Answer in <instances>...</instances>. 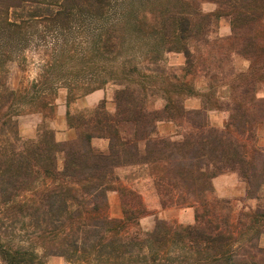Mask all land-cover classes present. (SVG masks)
<instances>
[{"label":"trees","instance_id":"obj_1","mask_svg":"<svg viewBox=\"0 0 264 264\" xmlns=\"http://www.w3.org/2000/svg\"><path fill=\"white\" fill-rule=\"evenodd\" d=\"M202 1L0 0L3 264H47L45 256L78 264H264V148L256 133L264 122V98L257 96L264 0H207L217 5L210 13ZM221 18L231 25L225 36L214 27ZM211 39L214 47L203 55L199 44ZM169 53H182L185 65L167 71ZM34 57L38 77L12 88L9 65L25 71ZM211 57L249 66L219 79ZM90 66L97 72L87 78ZM111 82L120 86L114 112L106 99L87 112H68L74 139L58 141L44 123L35 137L21 135L19 119L51 117L61 89L73 99L78 88L88 94ZM193 97L202 108H187ZM212 111L229 113L223 127L211 123ZM163 122L178 127L175 136L159 135ZM95 138L108 140V148H95ZM127 165L146 170L163 208L194 207L195 223L158 219L152 230L142 229L144 199L116 174ZM229 172L248 185L241 208L214 194L212 179ZM112 191L121 217L110 214Z\"/></svg>","mask_w":264,"mask_h":264},{"label":"rangeland","instance_id":"obj_2","mask_svg":"<svg viewBox=\"0 0 264 264\" xmlns=\"http://www.w3.org/2000/svg\"><path fill=\"white\" fill-rule=\"evenodd\" d=\"M216 9H217V5L214 2L207 1V0H203L201 2V10L203 13L214 12ZM214 27L217 30L216 35L218 34L221 36H225L231 33V32L227 33L226 31L227 28L231 29V25H230L228 18H221L219 22L214 24ZM211 40H212L210 43L211 45L199 44V49L203 53V55H206V53L210 51V49H212L211 47H214L213 42L215 40L214 41L213 39ZM166 60L167 61H166L165 69L167 71L168 69L172 67L177 70L178 68L183 67L185 65V57L182 53H169L166 56ZM245 61L246 60L244 59L237 58V59H234L233 61L232 59H229V60H225L224 62L220 63L218 62L217 59L211 57L209 58L208 62L210 65L211 73L216 74L220 79L223 77V74H230V72L235 71V69L236 70H241V69L247 70L249 63L248 61H246L248 64H245ZM37 66H38L37 57H34V60L32 61V63L28 66V68L25 71L21 69L18 63L16 62L11 63L9 65V84L10 86L12 88H21L22 86L29 85L33 80H35L38 77L39 70ZM86 71L84 72L86 73L85 76L87 78H90L93 76V74L97 72V69L90 66V68H88ZM202 81L203 80H200L199 82L197 81L196 83L199 84ZM221 84L222 82L218 81V83L215 85L220 86ZM119 87L120 86L117 83L111 82V83L106 84L103 88H101L105 90L106 92H108V94L110 95L109 100L113 98V101L110 100L109 102H108V97L106 99L107 108L110 112L115 111L116 106H115L114 96H115L116 90ZM201 87L205 88L204 86H201ZM86 90L87 89H84V88H78L76 91H74L76 98L71 99V98H68V90L61 89L59 91L58 97L55 100V110L51 117H47L43 119L42 116L39 114H27V115L22 116L19 119L21 135L26 138L35 137L37 134L38 127L44 123L52 127L55 130L56 138L58 141H66V140L74 139L76 137V131L73 128L69 126L71 128L70 130L71 132L69 135L66 136L65 134L67 133V131H64V130L61 131L60 128L57 126V123L59 122V110H58L59 104L61 103L64 104L66 102L71 104L72 102H76L78 99H81L87 95ZM112 103L114 105H112ZM30 107H31L30 105L27 106L26 110H28ZM89 110L91 109H83L80 112L72 113V114L83 113ZM67 123H68V116H67ZM61 132H63V134H61ZM62 135H64L63 137H65V139L59 140V136H62ZM93 146L100 150H106L108 148V140L102 139V138H95L93 140ZM116 174L119 176L120 183L122 185L137 190L138 192L141 193L144 199L146 207L149 210V214L140 220V225L142 229L152 230L155 227L156 221L158 219L177 222L184 226L189 225V224L180 223L177 220L176 215H175V211L180 210V209L189 208V207L172 206L168 208H163L161 204L160 196L158 195L157 190L154 187L152 180L146 175V170L144 168L140 166H131V165L121 166L116 169ZM155 196L159 197V202H160L159 207H155V203H154ZM238 200L239 199L231 200L233 203L238 205L237 206L238 208H241L242 205L247 204V201L241 202ZM248 202L251 203L252 205H255L257 203L256 200H252ZM109 203H110L111 216L121 217L122 210H121V203H120V197H119L118 192L116 191L110 192ZM165 210H168V211L172 210L174 212L169 213L168 215H165L164 213H162ZM19 235L20 234L16 233L15 239L17 240H19V238L21 239ZM40 251L42 252V249H40ZM43 260L47 264H78L75 262H71L62 256H49V257L45 256L43 257ZM0 264H3L1 259H0Z\"/></svg>","mask_w":264,"mask_h":264},{"label":"crops","instance_id":"obj_3","mask_svg":"<svg viewBox=\"0 0 264 264\" xmlns=\"http://www.w3.org/2000/svg\"><path fill=\"white\" fill-rule=\"evenodd\" d=\"M227 33L231 32L230 28L226 29ZM245 64H248L245 61ZM257 96L259 98H264V84L260 85L257 88ZM108 102L113 98H110L108 92L103 89H97L81 99H78L76 102H72L69 104L68 102L64 104H59V122L57 126L60 128L61 131H67L65 134L66 136L70 134L71 128L67 123V116L68 112L70 113H77L82 111L83 109H93L98 106L104 99H107ZM186 106L188 109H200L202 108V99L199 97H193L186 101ZM112 105H114L112 103ZM229 116L228 112H217L212 111L210 113V119L213 125L218 127H223L227 121ZM178 127L172 122H163L160 123L158 126V133L161 136H175L177 133ZM257 133V144L258 146L264 148V122L260 123L256 130ZM63 134V132H61ZM59 136V140L65 139V137ZM68 138V137H67ZM66 138V139H67ZM212 184L214 187V194L223 199H242L245 198L247 195L248 185L247 183L240 177L237 172H229L225 174L218 175L212 179ZM261 195L264 197V185L261 189ZM155 207L160 206L159 197L155 196L154 199ZM174 211L165 210L162 213L168 215ZM175 215L177 220L182 224H194L196 221L195 218V209L193 207L180 209L175 211ZM259 244L261 247H264V234L261 235Z\"/></svg>","mask_w":264,"mask_h":264}]
</instances>
